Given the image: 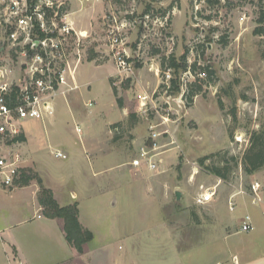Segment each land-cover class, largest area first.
I'll use <instances>...</instances> for the list:
<instances>
[{"label":"rangeland","instance_id":"374dc122","mask_svg":"<svg viewBox=\"0 0 264 264\" xmlns=\"http://www.w3.org/2000/svg\"><path fill=\"white\" fill-rule=\"evenodd\" d=\"M224 3V0H75L65 8L77 30L90 31L83 43L87 47L83 55L85 64L81 66L84 84L71 92L67 101L63 97L55 99L56 114L51 122L22 121L26 132L31 126L36 127L42 168L66 175L68 183L77 181L79 173L87 172L86 161L74 158L71 153V149L79 151L80 144L77 134L72 132L74 127L80 130L82 142H102L108 129L111 139L107 143L117 145L129 157L135 154L133 135L151 145L150 133L155 129L160 134L156 138L155 151L160 153L157 168L141 174L147 191L153 195L155 209L145 203L143 188L126 180L119 186L122 198L116 211L101 207L90 215L98 229L111 218L109 222L117 230L130 235L98 239L112 255L109 264H236V256L238 264H264V225L261 218L252 216L257 211L250 198L240 194L233 211L227 206L232 192L247 188L254 179L264 178V166L252 175L245 174L241 166L249 133L259 129L264 118V35L253 34L254 5L236 0L231 1L235 4L232 6ZM116 25L124 38L121 49L133 65H140L127 76L125 73L118 76L108 45L109 31ZM89 49L94 52L91 60ZM184 53L188 68L195 63L198 73L202 66L213 71L211 79L199 76L203 78L202 91L189 106L182 98L185 84L197 77L192 71L189 75L181 70L170 71L167 79L162 76L161 67L162 57L173 54L179 58ZM172 78L179 83V90L164 95L159 86ZM111 86L117 88V95L126 104L124 120ZM144 93L151 103L140 107ZM115 124L120 125L113 127ZM56 130L62 131L71 144L60 148L67 153L64 159L54 155L59 138L49 139L48 131L54 135ZM212 153L218 154L199 165L198 158ZM230 156H235L238 163L229 162L227 179L218 178L206 167L222 166ZM119 163L122 162L116 164ZM126 170V165L120 164L108 173ZM202 185H216L217 194L209 203L199 205L195 196ZM133 189L139 190L138 200L134 198L136 194H131ZM174 190L180 191L178 200ZM246 213L255 218V228L249 233L238 232L239 218ZM138 218L144 219L137 221ZM167 228L172 238L166 237ZM5 237L4 232L0 233V264H18Z\"/></svg>","mask_w":264,"mask_h":264},{"label":"built area","instance_id":"2783aa9c","mask_svg":"<svg viewBox=\"0 0 264 264\" xmlns=\"http://www.w3.org/2000/svg\"><path fill=\"white\" fill-rule=\"evenodd\" d=\"M72 1L75 0H0V177L6 190L16 185L24 168L19 149L21 141L17 139L23 134L22 121L43 120L53 113L57 97L66 100L80 86L77 71L87 51L83 43L89 38L90 31L74 27L71 13L65 10ZM109 34L108 45L118 76L132 74L134 65L121 49L124 38L119 27L112 28ZM184 74L191 73L188 69ZM164 75L169 79L170 71ZM168 82L165 81L167 87ZM163 93L166 95L165 91ZM150 101L144 93L139 100L140 107ZM159 135L155 129L150 133L151 145L143 143L138 148L130 161L132 166H145L151 171L157 168L160 153L155 150ZM54 155L66 158V154L58 150ZM216 194V185H202L195 203L207 204ZM240 194L248 196L251 205L263 206L264 178L254 179L247 188L232 192L227 204L230 211L235 209ZM254 228L250 214L240 217L238 232L249 233Z\"/></svg>","mask_w":264,"mask_h":264},{"label":"crops","instance_id":"0c3cea01","mask_svg":"<svg viewBox=\"0 0 264 264\" xmlns=\"http://www.w3.org/2000/svg\"><path fill=\"white\" fill-rule=\"evenodd\" d=\"M82 64L77 71V80L80 86L74 92L78 91L84 84L81 81ZM98 74L105 76V73L98 72ZM116 107L118 106L116 105ZM118 109L122 114L121 120L125 119L126 104L123 103L122 107H118ZM55 114L56 104H54L53 113L47 115L43 120H31H35L37 123L40 121L44 124L45 121L51 122ZM109 124L111 123L109 122L107 125ZM72 132L77 134L80 144L79 151L71 149V153L74 158L85 160L87 166L84 169L87 172L79 173L77 181L68 183L66 182V175L55 172L50 173V171L42 168L41 142L36 138V127L31 126L27 132L23 130L20 151L24 158L23 167L31 168L38 173L42 184L52 191L59 205L65 206L77 202L79 222L83 227L91 231L92 239L83 245L82 251H77L65 238L63 219L48 218L42 213V207L38 202L39 186L36 182L33 181L24 186L15 185L13 188L6 190L2 186L0 177V231H2L0 233H5L7 245L11 250L13 260H16L18 264H109L112 255L108 250H104L103 246L106 245H101L103 243L100 244L98 239L122 236L124 235L122 233L123 230L119 228L117 230L116 226L112 222H109L111 218L103 222L102 228L98 229L90 215L93 211L99 212L101 207L102 209L109 208L111 211H116L117 204L122 198V194L120 193L122 189L119 186L121 183L123 184V181L131 180L130 185L133 183L140 185L143 188L141 193L144 191V195L147 197L145 203L151 205L152 209H155L154 199L151 198L153 195L147 191L146 181L141 175L144 173L142 171L147 170V168L145 166L134 167L130 163L136 156L138 148L144 143L139 135H133L131 139L135 154L133 157H129L115 143L116 146L107 143V139H111V132L108 129L105 135L106 139L102 142H98L97 140L82 142L79 136L80 131H77L76 127L72 129ZM53 133L55 134L53 135L52 131H48L51 141L53 137L59 138L57 145H55L58 148L54 152L58 150L65 153L67 157V153L60 148L61 146H71V144L64 139L62 131L56 130ZM119 160L122 163L116 164ZM120 164H125L128 170L116 174L108 173L110 168H114ZM110 165L113 166L108 167ZM96 177L99 178L95 179ZM136 191L139 190L133 189L131 191V194H136L134 198L139 196ZM174 192L176 191L174 190ZM93 197L98 199L92 200L91 198ZM97 200H101V202L99 204L89 203ZM29 203L31 204L29 205ZM255 208L257 211L256 216L254 214L252 216L261 218L264 225V205ZM158 209H160L159 205ZM150 210L149 207L147 209V216ZM139 219L143 220L144 218H138L137 221ZM163 225L164 223L162 222V229L164 230ZM166 233V237L172 238L168 228L166 229ZM125 234L122 237L129 238V233L126 232ZM131 236H133L132 233ZM236 258L238 260L236 264H238L239 259L237 256Z\"/></svg>","mask_w":264,"mask_h":264},{"label":"trees","instance_id":"16d2710c","mask_svg":"<svg viewBox=\"0 0 264 264\" xmlns=\"http://www.w3.org/2000/svg\"><path fill=\"white\" fill-rule=\"evenodd\" d=\"M225 5L232 6L235 5L231 3L234 0H224ZM241 1V3H250L255 6L254 11V22L255 26L253 29V34L255 35H264V3L262 0H236ZM89 60L93 58L94 52L92 49H89ZM88 53V54H89ZM186 55L182 54L179 58H176L173 54H170L167 58L162 57L161 59V67L164 76V72L167 70L172 73H178V71L186 72L188 69L194 73L197 79L193 82H189L185 84L186 90L182 95L186 105H191L193 101V97L196 94L202 91L203 78H199L200 75L203 77H208V79L212 78L213 71L209 69V66H202L201 72H196V64L193 63L191 67L188 68L186 64ZM134 67L139 68L140 65L136 63ZM170 72V74H171ZM183 72V73H184ZM173 75V74H172ZM130 80H126L129 82ZM112 82V80H111ZM169 87L166 84H161L159 87L161 91H165L166 95H170L171 92H177L179 90V83L172 78L169 80ZM112 85V84H111ZM112 93L116 96V103L118 107H122L123 101L122 98L117 95V88L111 86ZM219 106L222 107L221 102H219ZM233 120L236 119V114L233 110L232 112ZM120 124H115L113 127H118ZM18 140L22 141L23 136H19ZM218 154V153H217ZM216 153H212L209 155L202 156L198 158L199 165L203 166L205 161L212 156H216ZM224 160V159H222ZM229 162H234V165H237L238 159L235 156H230L227 160H224L222 166H206L214 175H216L220 179H227L228 173H230V165ZM241 166L245 174L252 175L257 170H259L262 166H264V118L263 122L260 125V128L257 130H253L249 133V144L247 149L245 150L242 159ZM34 179L37 181L39 186L38 191V202L42 207V213L48 218H62L63 219V229L65 238L69 244H71L77 251H82L83 245L92 239V233L87 228L83 227L78 219L79 209L77 202H73L72 204H68L65 206H61L55 200L52 191L49 188H46L39 177L29 168H22L19 178L15 181L16 185L24 186L28 185L31 180Z\"/></svg>","mask_w":264,"mask_h":264},{"label":"water","instance_id":"95a60500","mask_svg":"<svg viewBox=\"0 0 264 264\" xmlns=\"http://www.w3.org/2000/svg\"><path fill=\"white\" fill-rule=\"evenodd\" d=\"M175 197H176L177 200L180 198V191H176L175 192Z\"/></svg>","mask_w":264,"mask_h":264}]
</instances>
